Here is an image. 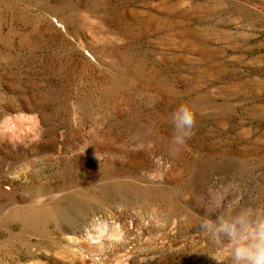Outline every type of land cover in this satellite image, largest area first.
<instances>
[{
    "label": "rangeland",
    "instance_id": "374dc122",
    "mask_svg": "<svg viewBox=\"0 0 264 264\" xmlns=\"http://www.w3.org/2000/svg\"><path fill=\"white\" fill-rule=\"evenodd\" d=\"M221 184L264 207V0H0V264H230Z\"/></svg>",
    "mask_w": 264,
    "mask_h": 264
},
{
    "label": "clouds",
    "instance_id": "9594fccd",
    "mask_svg": "<svg viewBox=\"0 0 264 264\" xmlns=\"http://www.w3.org/2000/svg\"><path fill=\"white\" fill-rule=\"evenodd\" d=\"M170 122L172 143L185 145L194 134L195 113L187 105H180L170 114ZM233 188L232 184H221L209 190L206 214L200 217L198 228L213 243H227L230 264H264V207L227 210L226 198Z\"/></svg>",
    "mask_w": 264,
    "mask_h": 264
}]
</instances>
